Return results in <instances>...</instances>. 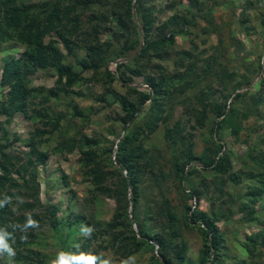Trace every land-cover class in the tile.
<instances>
[{
  "label": "trees",
  "instance_id": "1",
  "mask_svg": "<svg viewBox=\"0 0 264 264\" xmlns=\"http://www.w3.org/2000/svg\"><path fill=\"white\" fill-rule=\"evenodd\" d=\"M187 1L189 8L184 9L178 4L181 12L174 10L173 16L161 26H156L154 12L143 0H0V53L8 52L3 59L2 81L4 85L11 87L7 102L2 103L0 115L11 117L24 113L33 123L34 117L26 112L29 98L40 95L56 99L60 95L61 90L30 86L32 80L28 76L38 71L57 72L58 84H62V90L67 96H73L68 88L83 77L75 72L72 64L65 63L66 55L60 49L57 39L74 56L78 51L85 50L86 57L77 60L81 72H92L99 79L106 77L123 86L133 83L134 77L145 75L144 85L148 88L142 87L139 91L131 86L135 93L134 101L127 98L120 100L124 116L117 121V126L124 133L120 136L119 133L111 132L119 138L115 151L113 143L106 136L95 142L75 139V144L69 148L71 152L78 150L81 155L83 180L90 196L86 203L93 202L96 207L107 198L115 202L112 218L109 221L102 219L100 213L92 218L96 221L93 225L103 226L106 222V227H111L119 219L115 228L121 227L123 232L115 235L114 241L117 242L123 236L128 241L125 246L127 258L138 257L144 264H264V151L261 144H250L246 140L249 144L247 153L238 157L231 152L230 145L226 142L227 136L237 140L247 129L244 123L253 112L250 108L242 111L239 103L248 93H235L253 85L255 77L244 76L243 79L238 72L230 71L226 64L216 58L205 60L203 75H199V65L184 66V60L194 58L189 52H185L184 57L179 59L178 73L168 75L163 70L161 64L170 61L169 49L175 44L177 37H185L192 32L202 34L201 30H196L197 15L190 8L196 7L198 0ZM189 14L192 16L189 17ZM84 25L88 26V30H84L87 27L80 28ZM84 35L91 36V40L83 41L81 37ZM105 35L108 40L104 41L102 39ZM11 43L13 45L7 47ZM16 45L23 48L19 59L11 56L8 51L16 48ZM110 63L116 64L115 69ZM156 70H160L158 76ZM115 71H120V75H116ZM249 71L258 76L264 71V63L259 62L255 69ZM85 81H91V78H86ZM225 81L235 83L230 94L226 96L220 93V97L214 100L216 97L212 93V86L216 82ZM262 83L264 78L258 81V85ZM184 94L186 97L181 101ZM232 94L235 96L229 103L227 100ZM208 100L210 102L205 103ZM185 103L190 107L186 110L188 115L192 116L193 112L198 125L205 127L203 136H208L214 146H207L200 155H195L190 147H185L184 138L178 135L173 137V145L179 153L174 154L173 171L164 178H173L180 190L188 191L186 194L196 199V206L193 208L185 205L179 213L166 201L163 211L166 212L170 226L167 223L164 227L168 233L164 238L155 230L147 229L150 220H140L141 195L137 169L144 166L151 157L139 142L143 136L145 138L156 131L159 121L168 123L169 104H172V109L173 105ZM199 104L202 107L200 112L194 111L196 107L191 111L193 105ZM34 113L43 116L45 112L42 110ZM179 126L180 123L175 125L176 134L180 131ZM29 134L30 138L23 140L24 146L29 148L28 152H21L23 157L6 154L7 149L11 150L14 144L0 143V193L6 189L3 199H0V234H3L5 243L15 252L14 264L23 261L32 264L35 256L43 259L39 250L34 252V246L40 240L39 229L46 226L58 233L65 248L74 244L67 250L68 256L90 255L95 257V264H102L103 257L98 249H103L104 246L99 248L98 245L92 249L93 240L101 245V241L95 236L85 241L70 239L73 234H66L68 237L64 240L60 236L66 221L58 217L59 208L53 204L44 205L40 199L38 167L39 164H45L47 154L39 152L40 142L36 141V134ZM12 136L15 140L21 138L15 133ZM3 137L8 141L7 136ZM105 146L109 149H105ZM113 152L116 155L114 159ZM232 159H237L242 164V171L233 178L228 176L232 170ZM154 162L151 161L152 165L157 167ZM249 164L257 168L245 172L247 168L250 169ZM196 176H214L217 180L222 177L221 188L217 186L222 195L225 194L222 186L230 182L240 188L238 192L249 198L248 201L240 199L237 202V212L245 213L246 221L259 229L248 234L240 243L245 253H240L239 257L231 259L227 237L217 226L220 220L217 214H221L223 208L218 203L219 196L209 198L206 196L207 192L205 195L199 187L196 188ZM61 182L62 179L58 181L59 184ZM242 184H247V187L242 189ZM203 196L207 197L210 204L205 211L199 208ZM228 196H232L231 192ZM130 204L132 214L129 213ZM255 204H259V211L254 210ZM151 214L152 211L148 209L146 215ZM222 216H227L226 211ZM29 217L39 226L26 227ZM83 224L89 232L91 222ZM134 224L139 228L138 233L133 228ZM183 224L186 229L199 236L201 243L196 257L193 256L191 246L183 240V234H177V231H183ZM69 230L72 232V229ZM2 253L4 256L8 255L7 251L0 252ZM39 264L44 263L40 261Z\"/></svg>",
  "mask_w": 264,
  "mask_h": 264
},
{
  "label": "rangeland",
  "instance_id": "2",
  "mask_svg": "<svg viewBox=\"0 0 264 264\" xmlns=\"http://www.w3.org/2000/svg\"><path fill=\"white\" fill-rule=\"evenodd\" d=\"M143 1L154 12L153 18L156 26H161L166 22V19L173 16L174 10L181 12L178 4H181L184 9L189 8L187 0ZM190 8L191 12L197 15L196 30H201L202 34L192 32L188 36L177 37L175 44L169 49L170 61L168 60V63L161 64L163 70L168 75L178 73L179 59L184 57L185 52H189L193 54L194 58L184 60V66L189 67V64L199 65V75H203L204 61L216 58L226 64L230 71L235 70L238 72L243 79L244 76L255 77L253 85L235 93H248L239 103V108L242 111L250 108L253 112L244 123L247 129L237 140L232 136H227L226 142L230 145L231 152H234L238 157L245 156V153H247L249 144L246 143V140L250 144H261V148L264 151V83L258 85V81L264 78V71L260 72L258 76L249 71V69H255L259 62L264 63V0H198L197 6ZM133 10L135 12L136 4H134ZM86 16L87 14L82 18L83 21ZM191 16L189 14V17ZM84 27H87L84 30H88L87 25L80 28ZM81 39L90 41L91 36L84 35ZM57 40L60 49L66 55L65 63L72 64L76 70L75 72L81 75L83 79H79L80 81L78 80L71 88H68L73 93L71 97L72 94L67 96L66 92L62 90V84H58L59 76L54 70L38 71L29 75L28 78L32 80L30 83L32 88L43 86L54 88L61 90L60 95L56 99H48L49 97H40V95L29 98L26 112L34 117L33 123L24 113H18L11 117L1 114L0 143L5 145L14 144L11 146V150L7 149L6 154H9V156L23 157L24 154L22 153L29 151V148L24 146L23 140L30 138L29 133L31 132L36 134L35 139L40 142L39 152L47 154L45 164H39L38 167L40 174V199L44 205L53 204L59 208L58 217L64 218L66 221L64 229L60 233L63 240L68 237L66 234H73L70 239H75L76 241H85L89 237L92 239L95 236L96 239L101 241V245L93 240L92 249H94V246L98 247L99 245V248L102 245L104 246L103 249H98L99 254L103 257L102 264H144L138 257L127 258L128 253L125 246L128 241L124 240L123 236L119 237L117 242L114 241L115 235L123 232L121 227L115 228L116 222L119 224V219L111 227H106V222L103 226L96 227L93 225L96 224V221L92 218L100 213L103 217L102 219L109 221L112 218L115 202L107 198L98 203L96 207L93 202L89 201L90 203H86V199L89 200L90 196H88L87 184L83 180V171L80 166L82 162L81 155L78 150L71 152L69 148L75 144V139L80 141L86 139L95 142L106 136L108 141L113 143L115 151L119 143V138L116 134L119 133L122 136L124 133L121 131V127L117 126V121L124 116V107L120 100L127 98L134 101L135 93L131 90L133 89L131 86L137 90L142 87L145 88L147 86L144 85L145 75L134 77L133 83H127L128 86H123L120 82L111 81L106 77L99 79L100 77H96L97 75L92 72H81L77 60L86 57L85 50L78 51L77 55L74 56L64 48L60 39ZM102 40H108L107 36H103ZM121 44H123V40H121ZM12 45L11 43L7 47ZM15 47L8 51L11 56L19 59L23 48L18 45ZM5 53L8 54V52L0 53V111L2 110V103L7 102V95L9 90H11V87L4 85L2 81ZM111 65L115 69L114 66L116 64L110 63ZM156 71L158 72L156 76H158L160 70ZM115 74L120 75V71H115ZM86 78H91V81H85ZM189 79L193 80V77ZM110 81L111 83L109 84L108 82ZM233 84L235 83L230 84L229 81L214 83V87L212 86V93L216 97L214 100L220 97V93L226 96L229 95L230 90L234 86ZM235 94L228 98L227 101L229 103ZM185 97L186 94L182 96L181 101ZM210 100L205 101V103H209ZM171 105L169 104V107H167L168 123L165 124L159 121L156 131L145 138L143 136V139L139 142L145 150H148L151 160L147 162L148 164L145 163L144 166H139V169H137L141 195L140 220H150L147 229L155 230L156 233L164 238L168 236L164 227L167 226V223L170 226L166 212L163 211L165 202L168 201L179 213H181L185 205L193 208L196 206V199L190 198L186 194L188 191L180 190L173 178L169 176L164 178L173 171L174 154L179 153L177 147L173 145V137L178 135L180 138H184L185 147H190L195 155H200L207 146H214L208 140V136H203L205 127L202 128L198 125L193 112L192 116L188 115L186 110L190 107L186 103L173 105L172 109L170 108ZM192 109L198 113L202 110V107H200V104L197 106L193 105L191 111ZM42 110L45 112L42 114L43 116L34 113V111L41 112ZM177 123H180L178 134L174 132ZM111 132H116V134L114 135ZM14 133L21 137L20 140H15L12 136ZM3 136H7L8 141H5L6 139ZM105 149H109V147L105 146ZM112 156L114 159L116 156L114 152ZM151 161H155L157 167L153 166ZM249 165L250 169L247 168L245 172H250L251 169L257 168L256 166H251L252 164ZM231 166L232 170L229 171L228 176L233 178L242 171V164L237 159H232ZM125 174L126 172H124ZM209 177L196 176L195 179L198 183L195 186L196 188L199 187L203 194L205 193L206 195L207 192L206 196L209 198L216 197V195L219 196L218 203L224 209L222 208L221 214H217L220 217L217 226L220 232L226 235L231 259H235L234 256L239 257L240 253H245L240 243L243 242L248 234L257 232L259 228L250 225L246 221L245 213L237 212V202L240 199L243 201L249 200L244 194L238 192L240 188L230 182L226 183L222 186L225 192L222 195L220 191L223 181L222 177H218V180L214 176ZM61 179L62 182L59 184L58 181ZM7 186L8 184L6 188ZM246 187L247 184H242L241 188L244 189ZM5 190L0 193V199H3L6 193ZM230 192L232 194L231 197L228 196ZM129 193L131 194V189ZM206 196L202 197L199 207L204 211L210 205ZM230 198L233 200L230 201ZM258 205L255 206L254 210L259 211ZM148 209L152 211L150 216L146 215ZM224 211H226L227 216L223 217L222 213ZM129 213L132 214V204H130ZM97 219L100 220L99 218ZM84 222H91L92 226H89V232L85 230ZM133 228L137 233L139 232L137 225L134 224ZM181 228H183V231L179 230L177 234H183V240L191 246L193 256L196 257L201 243L198 234L188 230V228L186 229L184 224ZM69 229H72V232ZM169 231L172 234L171 228ZM38 232L40 240L39 243L35 244L34 252L39 250L43 259L35 256V261L32 264H39L40 261L44 264H52L59 254L67 255V250L74 246V244L68 245L65 248L63 242L58 238V233L51 231L47 226L39 229ZM13 261H15L13 257L4 256L3 253L0 254V264H14ZM19 264L30 263L23 261Z\"/></svg>",
  "mask_w": 264,
  "mask_h": 264
},
{
  "label": "clouds",
  "instance_id": "3",
  "mask_svg": "<svg viewBox=\"0 0 264 264\" xmlns=\"http://www.w3.org/2000/svg\"><path fill=\"white\" fill-rule=\"evenodd\" d=\"M36 225L37 222L29 217L26 227H35ZM22 239H26V237H22ZM2 251H7L9 257L15 256L14 250L5 243L3 234H0V252ZM52 264H95V257L90 255L68 256L61 253Z\"/></svg>",
  "mask_w": 264,
  "mask_h": 264
},
{
  "label": "built area",
  "instance_id": "4",
  "mask_svg": "<svg viewBox=\"0 0 264 264\" xmlns=\"http://www.w3.org/2000/svg\"><path fill=\"white\" fill-rule=\"evenodd\" d=\"M148 88L147 86H145V89Z\"/></svg>",
  "mask_w": 264,
  "mask_h": 264
}]
</instances>
